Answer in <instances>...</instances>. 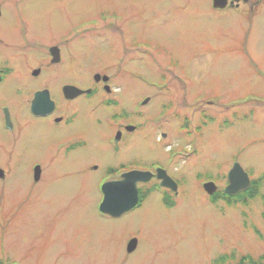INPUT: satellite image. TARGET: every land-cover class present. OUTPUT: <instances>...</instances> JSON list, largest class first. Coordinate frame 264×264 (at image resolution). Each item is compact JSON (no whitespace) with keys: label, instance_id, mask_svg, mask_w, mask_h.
<instances>
[{"label":"rangeland","instance_id":"obj_1","mask_svg":"<svg viewBox=\"0 0 264 264\" xmlns=\"http://www.w3.org/2000/svg\"><path fill=\"white\" fill-rule=\"evenodd\" d=\"M31 6L27 15L44 25L42 36L61 31L65 37L72 30L79 36L71 45L78 65L72 68L64 58L54 98L60 97L58 85L83 88L93 84L94 74L117 73L112 86L126 100L128 124L138 130L116 150L105 139L114 133L94 123L88 99L80 98L74 106L81 117L70 131L88 130L93 144L59 153L35 184L30 161L48 155L44 147L51 148L52 131L33 134L27 127V161L4 167L7 179L0 181V263L262 259L264 0L222 10L212 0H32ZM32 83L33 91L43 82ZM14 87L17 96L27 95V80L17 79ZM19 116L25 119L24 110ZM132 164L168 170L180 184L177 195L166 196L173 204L166 205L152 181L140 206L118 218L103 215L102 187L112 181L104 177ZM236 164L252 182L263 180L257 195L247 204L211 203L204 186L225 191ZM135 239L137 248L128 253Z\"/></svg>","mask_w":264,"mask_h":264},{"label":"flooded vegetation","instance_id":"obj_2","mask_svg":"<svg viewBox=\"0 0 264 264\" xmlns=\"http://www.w3.org/2000/svg\"><path fill=\"white\" fill-rule=\"evenodd\" d=\"M31 1L0 0L1 182H5L7 179L4 167H8L16 160L27 161V127L33 131V134L35 131L44 129L52 131V133H49L52 146L51 148L44 147V152L48 155H46L45 159H32L30 161L32 162L31 167L35 184L42 180L45 168L54 163L55 156L59 153L71 154L93 144L89 134L86 133L88 130L85 129L86 132L79 130L77 133L70 131L81 117L80 109H75L74 106L80 98L88 99L92 113H89V117L94 120V123L98 126H105L107 131L110 129L114 133L113 136L107 135L105 139L108 145L116 150L125 136L138 130L137 127L135 128V126L128 124L126 100L122 96H118L119 88L112 86V82L119 76L117 73L114 75L98 74L101 76L100 81L95 80L96 75L94 74L92 76L93 84L83 88L68 82L61 86L58 85L60 97L54 98L52 88L58 79V71L64 65V58L68 56L71 59L70 65L72 68L78 65L74 61L75 56L71 45L78 43L79 36L74 30L65 37L61 31L55 32L56 35L51 34L49 37L42 36L44 25H39L36 21L38 19H35L36 17L31 18V16L27 15V11L32 7ZM249 1L251 0H229L227 8L236 9L235 7H239L241 4H248ZM109 26L111 30H116L115 34L120 32L117 28H113V25L110 24ZM105 77L108 79L106 82L103 80ZM17 79L27 80V95L22 93L19 96L16 95L14 86ZM32 82L43 83L32 91L29 90L33 84ZM65 87H75L86 93L75 98H67L64 94ZM88 91L90 93H87ZM43 92L48 93L47 98H42L43 102L36 110H33L36 94ZM138 105L139 103L136 106ZM23 110L25 119L22 121V116L20 117L19 113ZM101 112H103V115L99 116ZM60 128H65L68 131L60 133L54 130ZM23 145L24 149H22ZM167 151L170 153L174 152L175 148L168 146ZM176 155L180 154L176 153ZM37 167L40 168L39 181H35ZM92 168L94 166L89 167V169ZM163 170L177 184L176 192L161 186V181L157 178L158 168L155 165L151 168L142 169L135 168L133 164L130 166L120 165L112 168L108 179L106 176L104 181H109V179L112 180L110 182L120 181L124 174L133 171L150 173L152 175L151 179L147 183L138 185L139 198L142 190L150 191L146 185L149 182L156 181L158 191L163 194V200H166V196L178 194L180 184L178 180L171 177L168 170L165 168ZM222 192L225 191L216 187L213 195H207L209 199L213 197L220 198L219 196H223L221 195ZM170 204L171 202L166 203L167 206H170Z\"/></svg>","mask_w":264,"mask_h":264},{"label":"water","instance_id":"obj_3","mask_svg":"<svg viewBox=\"0 0 264 264\" xmlns=\"http://www.w3.org/2000/svg\"><path fill=\"white\" fill-rule=\"evenodd\" d=\"M246 1V0H245ZM213 8L222 10L228 6L229 0H212ZM96 81L101 80L100 75L95 76ZM104 82L108 79L105 77ZM64 94L67 98H75L86 92L79 90L75 87H65ZM87 93H90L88 91ZM48 93H38L35 96L33 102V110L43 102L42 98H47ZM40 168H36L35 181L40 179ZM152 175L150 173L144 172H129L122 176V180L117 182L106 183L102 187L103 200L100 204L99 210L105 216L118 218L122 215L130 212L137 207L139 203V190L138 185L147 183L151 179ZM157 178L161 181V186L177 191V184L167 175L166 171L158 170ZM251 186V181L248 174L243 170V168L236 164L233 169L228 174V186L225 190L226 194L229 196H237L241 193L246 192ZM204 189L209 195H213L216 191V186L212 183H208L204 186ZM137 240H131L128 245V253H132L137 248Z\"/></svg>","mask_w":264,"mask_h":264},{"label":"trees","instance_id":"obj_4","mask_svg":"<svg viewBox=\"0 0 264 264\" xmlns=\"http://www.w3.org/2000/svg\"><path fill=\"white\" fill-rule=\"evenodd\" d=\"M262 181L263 180L253 181L252 185L248 189V191H246L245 193L239 194L236 197L228 196L225 192H222L221 195H223V196H219L220 198H217V197L210 198L211 203L216 202L217 200H219V201L223 200V201H228V204H230V205L247 204L251 201V199L255 198V196L257 195L260 182H262ZM150 193H151V191H148V190L147 191L142 190L140 192V201H139L138 206H140L147 199V197L149 196ZM164 201H165V203L171 202V205L173 204V202L169 201L168 199H166ZM228 259H229V257L226 260H228ZM231 259H233V258H231ZM0 264H2V263H0ZM238 264H264V257L262 259L261 258L260 259H252L249 257H242V258H240V263H238Z\"/></svg>","mask_w":264,"mask_h":264}]
</instances>
